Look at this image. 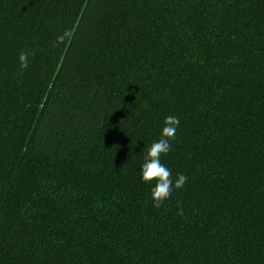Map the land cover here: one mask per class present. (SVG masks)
<instances>
[{
	"label": "trees",
	"instance_id": "16d2710c",
	"mask_svg": "<svg viewBox=\"0 0 264 264\" xmlns=\"http://www.w3.org/2000/svg\"><path fill=\"white\" fill-rule=\"evenodd\" d=\"M0 264H264V0H0Z\"/></svg>",
	"mask_w": 264,
	"mask_h": 264
},
{
	"label": "clouds",
	"instance_id": "9594fccd",
	"mask_svg": "<svg viewBox=\"0 0 264 264\" xmlns=\"http://www.w3.org/2000/svg\"><path fill=\"white\" fill-rule=\"evenodd\" d=\"M71 37L72 32L66 30L56 38L53 47H59L60 44ZM34 55L35 53L28 49L20 52L18 56L19 71L17 75H23L24 70L28 68L29 57ZM179 124V117L167 116L163 122L159 139L144 149L140 177L145 184L153 185L150 190V199L152 206L156 209H160L172 197L173 192L182 189L188 181V177L182 173H177L174 178L171 169L161 159L172 150V141L176 138V131ZM176 207L178 210L177 215L183 216L184 209L182 201H177Z\"/></svg>",
	"mask_w": 264,
	"mask_h": 264
}]
</instances>
